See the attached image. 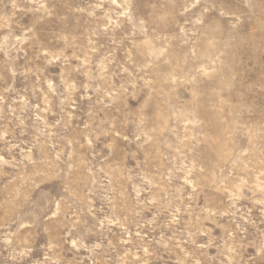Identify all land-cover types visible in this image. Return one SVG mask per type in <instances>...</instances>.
<instances>
[{
	"label": "rangeland",
	"instance_id": "374dc122",
	"mask_svg": "<svg viewBox=\"0 0 264 264\" xmlns=\"http://www.w3.org/2000/svg\"><path fill=\"white\" fill-rule=\"evenodd\" d=\"M0 264H264V0H0Z\"/></svg>",
	"mask_w": 264,
	"mask_h": 264
}]
</instances>
